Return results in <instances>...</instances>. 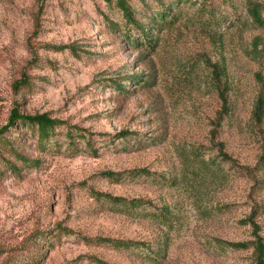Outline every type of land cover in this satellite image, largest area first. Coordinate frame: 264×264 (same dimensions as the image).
Masks as SVG:
<instances>
[{
	"label": "rangeland",
	"instance_id": "obj_1",
	"mask_svg": "<svg viewBox=\"0 0 264 264\" xmlns=\"http://www.w3.org/2000/svg\"><path fill=\"white\" fill-rule=\"evenodd\" d=\"M128 3L153 49L113 0H0V264H254L264 247V0ZM13 112L64 124L40 143Z\"/></svg>",
	"mask_w": 264,
	"mask_h": 264
},
{
	"label": "trees",
	"instance_id": "obj_2",
	"mask_svg": "<svg viewBox=\"0 0 264 264\" xmlns=\"http://www.w3.org/2000/svg\"><path fill=\"white\" fill-rule=\"evenodd\" d=\"M114 1V5L117 7L118 10H120L122 17L124 18V26L126 29L129 28V25L136 27V29L139 32V38L137 37L136 40L139 41L140 37L142 38V43L143 45H145V48L147 49H153V47L155 46L154 44V40L152 41L150 37H148L146 35V30L145 27H147L144 23H141L140 21H137L135 19V15H134V11L131 8V6L128 3V0H113ZM166 15L167 11L161 9L159 12L155 13V19L154 18H150L149 20L152 21L156 20L155 23L159 24V25H167V23L165 22L166 20ZM157 17V18H156ZM252 17L254 18V20L256 22H259L260 19L256 13V11L254 10L252 12ZM148 28L150 29V26H148ZM141 43V42H140ZM152 51V50H151ZM219 97L220 100L222 102V108L224 109L225 105H226V100L224 97V94L222 91H219ZM262 109V101L261 99L257 100V103L255 105L254 108V113L255 116H257V114L261 111ZM10 122H13L15 119L19 120V121H23L24 123H28V125H30L31 127H34L36 129L37 132V139L38 142L40 143H44L47 142V139L49 138V136L53 133L54 129L61 124H64V122L54 119V118H50L47 116V114L45 113H41V114H34V115H20L16 112L12 113V116H10ZM6 128L2 127L0 128V134L5 130ZM78 136L80 137H84L83 133H77L75 132ZM65 134L66 137L69 138V140L72 139L73 135L70 129L65 130ZM115 136H128L131 135L130 132L128 131H119L117 133L114 134ZM21 160L23 161V158H21ZM139 173H145L148 175H151L150 172L145 171L144 169H133V170H129L127 171V174H130L132 176H136L139 175ZM108 175H120V173H109ZM103 195L108 202H110L112 205H126L128 206L131 210L136 209L137 207H140L142 205H144V201L142 199H138V198H133V199H125L122 197H118V196H111L108 194H101ZM162 217H164V215H162ZM249 223L251 224V227L256 228V224L250 220L249 218ZM254 240L252 242L253 245V251L255 253V262L254 264H264V247L263 244L260 242V239L254 235ZM113 245L115 247H123V248H128L131 245H136V243L134 241H129V240H110ZM225 246L231 248V249H238V248H245L247 247V243L246 242H232V241H225L222 242Z\"/></svg>",
	"mask_w": 264,
	"mask_h": 264
}]
</instances>
